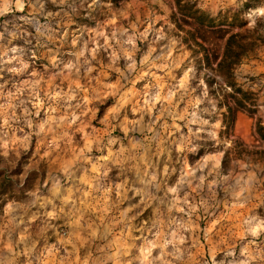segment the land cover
<instances>
[{"label":"clouds","instance_id":"1","mask_svg":"<svg viewBox=\"0 0 264 264\" xmlns=\"http://www.w3.org/2000/svg\"><path fill=\"white\" fill-rule=\"evenodd\" d=\"M0 264H264V0H0Z\"/></svg>","mask_w":264,"mask_h":264}]
</instances>
